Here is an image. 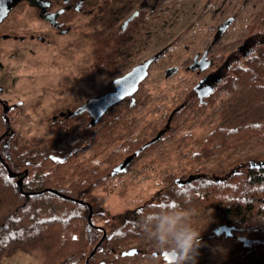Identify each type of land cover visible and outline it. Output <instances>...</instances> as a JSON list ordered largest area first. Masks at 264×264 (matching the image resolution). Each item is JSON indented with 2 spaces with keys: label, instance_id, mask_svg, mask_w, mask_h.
Wrapping results in <instances>:
<instances>
[{
  "label": "rangeland",
  "instance_id": "374dc122",
  "mask_svg": "<svg viewBox=\"0 0 264 264\" xmlns=\"http://www.w3.org/2000/svg\"><path fill=\"white\" fill-rule=\"evenodd\" d=\"M263 2L82 0L80 11L62 13L65 29L58 33L41 19L44 9L27 0L10 1L7 16L0 18V98L8 107L16 149L27 153L55 144L65 157L59 165L47 160L43 175L60 189L72 191L102 180L87 199L101 210L94 221L105 230L111 220L104 214L138 208L169 182L218 175L249 160L264 161V144L257 138L207 160H193L214 130L264 119V92L244 88L238 95L222 91L206 97L223 66L236 59V51L251 49L243 36ZM115 31L123 35L114 52L113 74H101L98 63L91 71L88 51L96 34ZM148 61L147 75L132 98L120 99L103 114L92 136L84 117L53 123L62 110L103 96L112 80ZM217 67L221 73H209ZM195 90L200 93L192 98ZM130 99L135 101L132 107ZM230 103L232 107L222 112ZM145 144L148 147L142 149ZM132 153L137 156L130 161ZM240 218V211L233 208L184 211L124 245L125 251L134 248L138 254L115 259L120 264H173L160 254L173 253L178 234L191 228L200 233L195 264H259L261 252L228 234L227 227ZM217 229L219 233L213 234ZM46 257L16 252L0 264H45ZM112 258L97 254L93 262Z\"/></svg>",
  "mask_w": 264,
  "mask_h": 264
},
{
  "label": "trees",
  "instance_id": "16d2710c",
  "mask_svg": "<svg viewBox=\"0 0 264 264\" xmlns=\"http://www.w3.org/2000/svg\"><path fill=\"white\" fill-rule=\"evenodd\" d=\"M122 35L123 31L96 34V60L101 74H113L114 52ZM243 38V42L250 43L251 49L236 51V59L228 63L225 72L215 80L207 98L211 99L222 91L238 95L244 88L264 92V2L248 24ZM196 95L192 91V98ZM134 105L132 100L130 106ZM232 105L228 104L222 112H227ZM6 130L8 133L3 136ZM11 131L0 111V262L16 252H23L47 255L45 264H78L88 252L82 264L86 260L88 264H95L93 258L97 254L113 257L102 259L100 264H120L115 258L137 251L134 248L125 251L124 245L147 236L184 211L233 208L240 211L241 218L227 227L229 236L251 250L261 252L263 259L259 264H264V161L249 160L218 175L200 174L185 182H169L138 208L111 216L104 214L111 220L110 227L105 230L94 221L101 210L93 208L87 199L102 180L91 181L72 191L49 185L43 175L47 160L59 165L65 154L59 153L55 144L20 152L15 147V134ZM252 138L264 144V119L214 130L193 160H207ZM147 147L145 144L142 149ZM132 154L130 161L137 156ZM7 169L18 176L10 178ZM20 177H23V193L17 186ZM89 206L92 209L90 222ZM103 230L105 236L90 257Z\"/></svg>",
  "mask_w": 264,
  "mask_h": 264
},
{
  "label": "flooded vegetation",
  "instance_id": "af4514ba",
  "mask_svg": "<svg viewBox=\"0 0 264 264\" xmlns=\"http://www.w3.org/2000/svg\"><path fill=\"white\" fill-rule=\"evenodd\" d=\"M32 1L33 0H27V2L31 3L33 6H35V8L44 9L40 13L41 19L46 20L45 22L47 23V25L50 27L51 30H53V28L54 29L57 28L56 31L58 33L62 32V29H65L64 22L61 21L62 13L66 12V11H69V12L73 11L76 13L77 11H80L82 8V0H35L34 3H32ZM8 3L9 2H7L5 0H0V18L7 16ZM59 11H61V12L59 14H57ZM0 21H1V19H0ZM127 22L128 21L126 20L124 23V27H125V25L128 24ZM88 55L90 56V61H88V63H89L88 67L91 68L90 70L92 71V67L95 69V67L97 68V66H98L97 60H96L95 42L91 43L90 50L88 51ZM212 65H214V62H212L210 64V66H212ZM141 66L142 65H140L139 67H141ZM219 68L220 67L214 68V70L210 71L209 73H212V75L215 72L221 73V70H218ZM225 68H228V66L227 65L223 66V68H222L223 72L221 74H223L225 72ZM126 75L124 77H126ZM137 75H138L137 73H135V74L133 73V75H131L130 77L133 78V76L136 77ZM117 80L111 81V89L109 91H107L103 96L98 97L95 95L93 97L88 98L87 100H85L84 103H82L81 105H79L78 107H76L72 110H70L68 108H66L65 110H62L59 118L57 117V118H54V120H52L53 123L57 124L59 122L61 123L62 121L65 122V121H70L73 119H81L82 117H84V118H86L85 121H87L86 130H89L88 131L89 135L92 136L93 133L96 131L97 123L100 120V118H102L103 114L107 113L111 109V107L114 106V104H117L116 102L115 103L113 102L114 100H116L117 96L116 97H110L109 96V94L114 90V86L117 85V83H116ZM126 80H123L122 82H120L117 85L119 90H121V92H123V93L126 92V90H127L125 85H124V84H126L125 83ZM207 80H208V78H207ZM207 84H208V82H207ZM196 93H197V95H199L200 91L199 92L197 91ZM129 97L132 98V96H126L122 100L129 99ZM131 101H132V99H130V102ZM101 102L104 103V106H105V112L104 113H101L104 108L101 107L98 109V104ZM3 105H4V101H3V99L0 98V110L1 111H2ZM57 119H59V122L57 121ZM57 151L59 153L61 152L60 150H57ZM120 167H121V165L119 166V168ZM137 252H139V251L137 250V251H133L131 253H123L122 256H125V254H128V255L130 254V256L136 255V254H138ZM160 256L162 257L163 253H161ZM162 258L166 261L164 256Z\"/></svg>",
  "mask_w": 264,
  "mask_h": 264
},
{
  "label": "water",
  "instance_id": "95a60500",
  "mask_svg": "<svg viewBox=\"0 0 264 264\" xmlns=\"http://www.w3.org/2000/svg\"><path fill=\"white\" fill-rule=\"evenodd\" d=\"M136 14H137V11L136 12H134L132 15H131V18H133L134 16H136ZM148 64H149V61L148 62H146V63H144V65H142L141 67H138V68H136V69H134L131 73H129V74H127L126 75V77H124L123 79L121 78V79H118L117 81H116V83H117V85L120 83V82H122L123 80H126L125 81V83L126 84H124L125 85V87H126V92H121V90H119V88H118V86L117 85H115L114 86V90L109 94V96L110 97H116L117 96V98H116V100H114L113 102L115 103V102H117V101H119L120 99H122V98H124V97H126V96H132L133 95V92L138 88V85H139V83L146 77V75H147V66H148ZM140 68V69H139ZM133 73L135 74V73H137L138 75L135 77V76H133V78H131L130 76L131 75H133ZM128 76V77H127ZM196 91V90H195ZM119 92V93H118ZM197 92V91H196ZM105 111V107H104V109L102 110V112L101 113H103ZM7 112H8V107L6 106V105H3L2 106V115L4 116V118H5V122H6V124L8 125V128H9V119H8V117H7ZM170 120V119H169ZM168 124H169V122H168ZM167 124V125H168ZM8 133V130H6V132L3 134V136L4 135H6ZM1 139V138H0ZM0 160H1V158H0ZM8 170V175H9V177L10 178H16L17 176H18V174H16V173H13V172H11L9 169H7ZM22 179H23V177H20V178H18L17 179V186L19 187V189H20V191L22 192ZM49 191H51L52 192V190H49ZM54 192V191H53ZM23 193V192H22ZM24 194H28V193H24ZM67 198H69V197H67ZM71 199V198H70ZM91 214H92V209H91V207L89 206V215H88V221L90 222V219H91ZM219 231H220V229L218 230H214V232H213V234H218L219 233ZM104 236H105V231L103 230V235H102V238H101V240L98 242V244H97V246L94 248V250L90 253V257L95 253V250H96V248L98 247V245L102 242V240H103V238H104ZM163 256H164V258L166 259V261H171V262H174L175 260H176V254L173 252V253H171V254H169V253H163ZM85 264H88V260H86V262H85Z\"/></svg>",
  "mask_w": 264,
  "mask_h": 264
},
{
  "label": "clouds",
  "instance_id": "9594fccd",
  "mask_svg": "<svg viewBox=\"0 0 264 264\" xmlns=\"http://www.w3.org/2000/svg\"><path fill=\"white\" fill-rule=\"evenodd\" d=\"M177 241V248L172 249L177 257L173 264H187L189 259L192 264H195L200 245V233L194 229L185 228L178 234Z\"/></svg>",
  "mask_w": 264,
  "mask_h": 264
}]
</instances>
